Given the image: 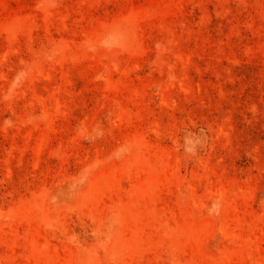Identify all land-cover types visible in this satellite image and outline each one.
Here are the masks:
<instances>
[{
	"label": "rangeland",
	"instance_id": "rangeland-1",
	"mask_svg": "<svg viewBox=\"0 0 264 264\" xmlns=\"http://www.w3.org/2000/svg\"><path fill=\"white\" fill-rule=\"evenodd\" d=\"M0 264H264V0H0Z\"/></svg>",
	"mask_w": 264,
	"mask_h": 264
}]
</instances>
